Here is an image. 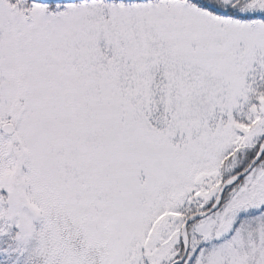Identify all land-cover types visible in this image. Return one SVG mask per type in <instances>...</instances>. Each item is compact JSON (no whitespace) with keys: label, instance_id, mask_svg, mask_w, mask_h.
Listing matches in <instances>:
<instances>
[{"label":"snow or ice","instance_id":"snow-or-ice-1","mask_svg":"<svg viewBox=\"0 0 264 264\" xmlns=\"http://www.w3.org/2000/svg\"><path fill=\"white\" fill-rule=\"evenodd\" d=\"M0 264H264V0H0Z\"/></svg>","mask_w":264,"mask_h":264}]
</instances>
